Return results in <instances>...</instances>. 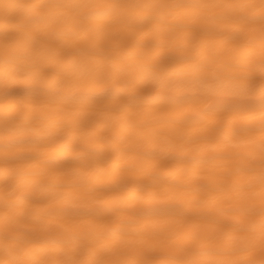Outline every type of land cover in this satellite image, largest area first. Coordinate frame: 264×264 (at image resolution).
Listing matches in <instances>:
<instances>
[{
  "label": "bare ground",
  "instance_id": "6f19581e",
  "mask_svg": "<svg viewBox=\"0 0 264 264\" xmlns=\"http://www.w3.org/2000/svg\"><path fill=\"white\" fill-rule=\"evenodd\" d=\"M0 264H264V0H0Z\"/></svg>",
  "mask_w": 264,
  "mask_h": 264
}]
</instances>
